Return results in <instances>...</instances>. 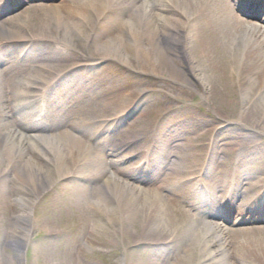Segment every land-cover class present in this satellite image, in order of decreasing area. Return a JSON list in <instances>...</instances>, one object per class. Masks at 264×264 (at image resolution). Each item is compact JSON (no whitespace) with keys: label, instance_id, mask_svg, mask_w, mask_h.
<instances>
[{"label":"bare ground","instance_id":"6f19581e","mask_svg":"<svg viewBox=\"0 0 264 264\" xmlns=\"http://www.w3.org/2000/svg\"><path fill=\"white\" fill-rule=\"evenodd\" d=\"M250 1L252 5L243 7L239 0H42L34 4L31 2V6L4 17L0 15V175L2 169L9 168V164L15 170L13 182L12 179L0 180L1 216L18 210L22 202L25 208H31L33 204L34 198L32 200L30 196L21 198V203L14 199V204H7L10 199L8 186L18 183L16 181L29 185L35 198L53 185H67L65 188L82 190L86 198L90 196V190L97 192L99 203L90 204L94 205V212L101 213L106 221L117 225L136 227L141 241L164 243L165 246L159 248L160 252L170 250L171 254L178 249L177 242L193 237L204 249L212 250L214 255L224 253L225 242L220 237L226 233L238 242L243 238L253 240L249 244L248 255L264 264V223H256V220H264V198L254 204L241 200L236 202L244 185V172L240 174L237 171L235 174L233 185L236 193L231 195L225 217L216 204L225 203L224 188L222 196L215 191L209 199L200 191L198 195L206 200L198 199L201 204L196 208L202 212L196 211L195 206L185 208L180 204L192 197L197 199L196 191L186 187L185 180L196 179L197 173L205 170L203 152L211 143H196L197 139H192L183 144L176 143L177 139L169 141L165 137L149 145L151 156L148 159L146 155L140 156L144 158L137 162L136 165L140 163L138 166L131 164L126 168H116L113 175L108 174L107 153L97 155L96 151L100 149L90 141L95 137L94 133L103 127L104 121H98L124 113L132 107L135 113L143 103L140 99L134 104L132 92L126 93L121 85L110 87L106 92H110L108 97L100 101V97L90 95L92 84L76 88V82L63 80L67 92L58 91L62 93L60 97L63 101L56 111L52 109L55 113L47 114L44 123H17L11 115L22 103L34 100L32 109L37 111L46 96H50L49 100L55 97L56 86L50 91L47 88L59 80L56 78L58 74L64 75L67 69L72 68V62H64L59 52L86 50L84 55L89 60L124 58L131 60L132 65L136 64L140 74L154 72V75L160 76L156 73L160 65L162 70L165 69L162 62L168 56L163 53L161 62L152 60L150 49L143 43L144 38L148 36V41L151 39L154 44L163 35H168L174 42L190 39L194 35L192 38L196 40L194 48L198 58L209 57V54L225 58V67L229 66L226 72L230 74L226 86L229 95L240 98L247 95L250 102L260 92L258 99L245 107L242 124L263 129L261 132L264 133V0ZM13 9L14 5L6 12ZM26 29L29 33L24 31ZM132 48L135 51L130 50L131 54L124 52ZM153 48L154 51L158 47L153 45ZM178 50L184 51L182 46H178ZM203 61L202 67L207 72H218L222 68L219 62L209 58ZM80 68L76 64L72 71ZM169 71L175 72L172 65ZM83 93L88 96L81 99ZM147 111H140L130 128L118 134L127 135L133 131L136 135L126 145L130 148L127 155L141 152L143 141L138 137L147 135L153 127L150 125L153 113ZM229 115L235 116L232 110ZM123 120V117H116L115 129L110 132L107 127L102 129V135L108 139L107 152L110 154L118 153L125 147L119 146V141L115 144L109 142L114 131L121 130ZM139 120L146 125L135 130ZM130 129L132 131L129 132ZM27 130L58 135L37 133L34 137L26 136L23 132ZM220 144L219 138L212 143L207 177H215L222 166ZM124 155L109 160V163L122 160L121 157L125 159ZM184 164L190 169L183 167ZM196 167L200 169L197 172L193 170ZM77 176L83 180L87 178V183H81L82 178L76 179ZM104 177L106 180L99 185L100 188L97 184L93 189L90 187V183ZM19 213L17 211L13 215L16 224L20 229L29 228L28 216ZM70 215L71 221L77 223L89 221L88 212L80 201L70 203ZM64 220L66 223L70 218ZM84 251L77 250V253ZM187 255L164 257L168 258L166 264H183Z\"/></svg>","mask_w":264,"mask_h":264},{"label":"rangeland","instance_id":"374dc122","mask_svg":"<svg viewBox=\"0 0 264 264\" xmlns=\"http://www.w3.org/2000/svg\"><path fill=\"white\" fill-rule=\"evenodd\" d=\"M239 1L243 6L245 0ZM262 9H264V5ZM120 31L118 30V32ZM192 37L195 36L191 35L190 39L183 38L174 42L168 35H163L161 38H157L154 44L150 42L151 39L148 41V36L144 38L143 43L146 44L147 49H150L148 50L149 55L153 56L152 60L161 62L163 53L168 56L162 62L165 69L162 70L160 65V69L156 73L160 76L154 75V72L140 74L137 71V65H132L131 60L124 58L89 60V57L85 56L86 50L59 52L64 62H72V68L76 64H79L81 68L75 72L72 71V68L67 69L65 74L61 75L54 96L59 95L58 91L67 92L64 82L69 83V81L76 82L78 84L76 88L83 84H92L90 95L100 97V101L108 97L110 92H106L112 86L121 85V89L126 93L132 92L134 104L140 99L143 103L134 114L133 110L127 113L126 119L121 123V130L118 129L119 131H114L112 134L110 144L119 141V146L131 142L129 139L135 138L136 135L132 131L133 128L129 130V132L132 131L131 134H118L124 133L130 128V124L136 120L140 111L144 109L152 111L153 121L150 125L153 127L151 131L147 135L138 137L140 141H143L139 154L127 155L130 148L126 145L118 153L110 154L107 152L106 140L108 139L102 143L96 138L93 139L94 146L100 149L96 151V154L107 153L106 168L109 175H113L116 168H126L131 164L133 167L138 166L140 163L136 164L141 158H144L145 155L151 156L149 145L159 142L160 139L165 137L169 141L177 139L176 143L183 144L197 139L196 143H211V146L203 152L204 154L202 153L206 158V167L203 171L205 173H197L198 178L196 179L185 180L186 187H190L193 192L196 191L197 199L192 197L186 201L182 200L181 206L185 208L195 206L193 208L196 211L202 212L196 208L201 204L198 199L205 200L204 196L198 195L201 190L208 196H211L210 194L215 191L220 194L223 188L225 197L231 189L236 193L233 183L236 182L237 171L240 174L244 172L246 175H244V185L240 188L241 191L236 202L241 200L249 204L258 199L264 191V133L261 132L263 129L258 130L256 127L244 126L242 118L245 117V107L250 106L258 99L260 92L250 102L247 95H243L241 98L229 95L226 86L228 85L227 77L230 74L226 72L228 65L225 67V58L213 57L210 54L209 57L198 58L194 48L196 40ZM145 39H147V43ZM153 45L158 47L154 51ZM178 46H182L184 51L180 52ZM133 48L126 49L124 52L129 53L130 50L133 52ZM207 58L213 62H219L222 68L218 72H207L202 67L203 60L206 61ZM170 65L175 70L174 73L169 71ZM63 80L65 81L63 82ZM81 95H83L81 99L88 96L84 93ZM62 101L60 99L57 103ZM241 102H246V104ZM50 107L54 109L55 104H51ZM231 110L235 116L229 115ZM13 118L17 123L24 120L22 114L16 112ZM138 123L140 124L134 128L135 130L141 125H146L140 120ZM216 138H219L221 143L219 157L222 166L215 177H207L206 168L210 164L211 147ZM35 143L38 144L36 140ZM122 154H125V159L121 157L122 160L109 163V160L119 158ZM142 155L144 156L140 157ZM11 165L9 164V168L2 169L0 180L12 179L13 182L15 170L11 169ZM185 166L187 165L184 164L183 167ZM187 167L190 169L189 166ZM193 170L197 172L200 169L196 167ZM168 172H171L170 168ZM79 178L82 177H76V179ZM105 180L106 177L100 178L92 184L90 183V187L93 189L97 184V187L100 188L99 185L103 184ZM80 181L86 184L87 178L85 180L82 178ZM16 182H18L17 185L8 186L10 199L7 200V204H14V199L21 203V198L25 196H30L32 200L34 198V201L31 208L29 206L25 208L22 202L18 210L9 206L10 209H15V212H9L5 217L0 213V264H166L168 258L166 259L164 256L170 255V258L171 255L184 256L186 254H188L187 259L183 264H262L248 255V250L251 248L249 244L253 242V240H249L250 238H243L238 242L225 233V236L220 237L221 241L225 242V252L216 255L209 248L204 249L193 237H186L181 242H177L175 245L178 249L171 254L170 250L160 252L159 248L165 246L164 243L141 241L139 239L141 235L137 233L136 227L117 225L106 221V217L101 213L94 212V205L90 204L99 203V196L93 190H90V196L86 198L82 195V190L65 188L67 185L63 187L53 185L41 196L35 198L29 185L22 184L21 181ZM50 194L52 195L48 197ZM79 201L80 205H84L86 213L88 212L89 221L82 220L78 223L71 221L70 203ZM17 211L28 216L30 224L26 219L24 221L29 225V228L20 229L16 224L17 221L13 215ZM66 217H69L70 221L64 223ZM227 225H231V222H227ZM152 243H157L159 246ZM253 246L256 245L253 244ZM157 249L158 251H156ZM77 250L85 251L80 254L77 253Z\"/></svg>","mask_w":264,"mask_h":264}]
</instances>
